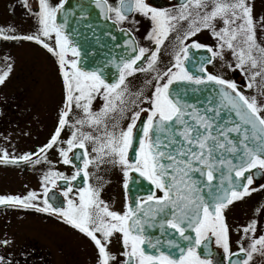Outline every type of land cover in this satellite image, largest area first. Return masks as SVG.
Segmentation results:
<instances>
[{
	"label": "snow or ice",
	"instance_id": "1",
	"mask_svg": "<svg viewBox=\"0 0 264 264\" xmlns=\"http://www.w3.org/2000/svg\"><path fill=\"white\" fill-rule=\"evenodd\" d=\"M24 3L27 7V0H24ZM97 3L102 4L106 15L114 13L117 22L125 21L128 18L127 13L136 12L154 23L148 39L154 40L157 48L151 55L147 69L137 67L138 62L142 61L148 52V49L141 47L134 58L125 61L122 66L117 65L120 69L117 83L106 82L99 71L82 70L78 67V60L66 59L69 52L76 57L80 52L77 48L70 47L71 41L64 33L63 25L57 23V14L63 8V4L56 7L52 6L49 0H38L39 11L36 15L41 25L40 33L43 37L49 38L54 33L59 50L44 43L41 35L23 37L3 35V39L34 40L59 60L66 88L67 110L62 113L59 127L50 143L45 148H41L40 152L44 153L46 149H51L57 144L61 131L68 125V117L73 106L82 109L87 117L77 120L76 125L81 127L89 125L97 129L102 127V135L94 136L76 128L71 139L66 142L67 150L61 149L60 155L64 164L74 166V160L81 159V156L74 155L70 159L69 152L74 148L81 149L84 157L83 167L78 168L71 177L59 172H49L45 176L44 207L32 203L37 198L35 192L23 199L0 197V205L33 208L38 212L60 216L65 223L91 238L98 249L99 264H112L116 260L107 247L116 233L121 234L122 237V245L125 249L122 256L127 258L124 264H212L210 259L202 258L198 252L201 245L209 241V234L215 238V243L229 254L228 258L231 262V257L239 256L240 253L230 252L228 227L223 210L234 201L241 200L251 195V191L257 190L250 191L254 181L251 175L246 176L245 173L253 169L264 170V116H261L264 112V104L258 103L255 96H245L237 90L235 83L218 76L209 74L205 79L190 75L184 66V60L188 59L189 47L200 49L204 46L197 42L189 46L184 45L186 40L196 36L200 31L212 29L216 38L222 41L220 48L227 46L235 53L238 68L243 69L245 65L253 69L259 68V71L254 72L251 77L255 82L257 76L264 77V47L256 42L252 8L247 0H185L180 10L176 14H171L150 6L146 0H119V7L115 8L108 5L107 0H97ZM209 5L211 11H201L208 9ZM217 19L222 20L225 25L220 31H216L214 27V21ZM182 21H188L189 26L180 39L181 47L175 54L173 67L176 71L170 68L155 77L158 81L165 80V77L167 79L163 84L158 83L151 100L145 101L150 103L151 109L142 108L134 112L126 128H120L116 117L112 116V131H109V124L106 121L110 118V114L118 113L119 117L123 118L128 110L124 107L127 104L125 95L128 91L125 84L126 77L137 71L154 70L160 46ZM0 33H3V29H0ZM129 43L131 45L132 42ZM132 51L136 52L137 49L133 47ZM207 51L212 53V57L220 55L212 48H207ZM200 71L204 72L206 69L201 67ZM6 75V73L0 75V84L4 82ZM178 81H188L197 85L213 82L220 85L223 101L220 108H209L201 113L195 105L181 103L180 98L174 97L170 92V86ZM253 86L254 83L248 84L249 88ZM97 95H101L106 103L102 111L93 113L91 105ZM136 95L139 98L141 94ZM223 108L233 111L240 123L228 127L225 122L219 121ZM141 112H149V115L145 118L143 139L138 143L137 158L135 162H130L129 151L133 149L134 129L137 128ZM208 112L212 115H208ZM70 126L75 127V125ZM233 133L242 138L235 141L231 135ZM249 141L253 142L252 146L249 145ZM88 143L94 145L92 151L96 156L93 159L88 158ZM225 153L232 158L225 156ZM237 157L238 162H234L237 161ZM106 158H109V163L120 165L124 169L125 177L129 176L128 170L134 171L148 180L163 195L157 197L153 193L143 202L136 203L135 207L129 204L127 210L120 214L110 211L100 199L99 190L89 184L80 189L78 203L69 199L67 209L52 207L47 198L51 191L47 187L48 184L55 188L57 179L63 180L66 184L81 176L87 179L89 166L93 163L99 166ZM2 159L7 163L17 162L9 160L7 153ZM21 160L28 162L31 157L25 155ZM34 163H40V160ZM224 168L228 171L229 187L223 189L224 180L221 179L223 194L218 195L213 192V181L216 180V173ZM233 173L235 177L245 181L243 186L233 183ZM124 187L128 188L127 182ZM72 190L69 186L62 193L63 196L67 197ZM206 192L210 199H206ZM157 227L162 230V234L164 230L172 229V235L178 234L187 244L182 245L172 238L168 239L165 245L164 241L146 235V228ZM255 230L256 224L252 223L243 231L247 236L248 233H255ZM189 231L195 233V238L188 234ZM97 233L101 234L100 238ZM165 246L169 250H177L179 254L173 256L171 251L161 250ZM148 249L157 250V254L150 253ZM241 253L245 258L237 260L236 264H250L255 253L264 255V236L253 239L248 249L241 247Z\"/></svg>",
	"mask_w": 264,
	"mask_h": 264
},
{
	"label": "rangeland",
	"instance_id": "2",
	"mask_svg": "<svg viewBox=\"0 0 264 264\" xmlns=\"http://www.w3.org/2000/svg\"><path fill=\"white\" fill-rule=\"evenodd\" d=\"M247 3L252 8L256 42L264 47V0H247ZM203 11H211V5ZM188 26V21H182L170 33L164 41L165 46L159 51L158 61L160 64H158L157 69L159 72L152 70L150 71L151 75L157 76L160 72L161 75L166 67H173L175 54L181 47L180 39L188 30ZM7 27L12 30L10 34H16L17 30L20 29L16 23ZM214 27L216 31H220L225 25L222 20L217 19L214 21ZM196 36H198L199 42H207L213 51L220 53L214 57L212 64L208 67L209 74L220 78L227 77L228 80H231V73L236 71L238 73L236 78L244 80L243 84L238 85L240 92L247 97L255 96L258 103L264 104V95H261L264 93V77L257 76L255 82L251 80L252 75L259 71V68L253 69L249 65H245L243 69L238 68L235 53L227 46L223 49L220 48L222 41L216 38L212 29H204ZM26 48L27 46H23L21 59L15 60L11 64L10 72H7V78L10 77L6 82L7 85L1 87L0 84V158H3L5 153L8 154V158H21L25 155H31L43 143L42 140L46 133L40 135V131H43V127L49 123L46 109L49 107L48 99L50 101L54 99L56 113L63 112V89L60 87L61 84L57 78V68H54L53 87L49 90L46 85L40 84L47 67L41 64L31 65L34 57L32 52L25 50ZM14 52L16 51L11 53ZM165 80L161 81L160 84L164 83ZM154 83L156 82H152L150 78L141 73L125 80L128 91L125 95L127 104L124 107L128 110L124 113L123 118L119 117L118 113L110 114V118L106 121L109 124V131H112V116L116 117L120 128H126L133 113L143 108L145 101L153 94ZM249 83H254V86L249 88ZM38 84L40 89H37ZM137 93L141 94L139 98ZM36 97H39L40 104L38 108L34 106L35 110L33 99ZM98 98H93L91 105L93 113L102 111L106 103L103 97ZM71 112L68 117L67 129L63 130L61 139L48 153L54 160L59 161L63 168L49 170V172H59L65 175L66 172L70 171L69 166L63 165L64 163L61 161L63 157L60 155V151L61 149L67 150L66 142L71 139L76 128L94 136L102 135V127L97 129L89 125L83 127L76 125L77 120L87 119L82 109L75 108ZM261 116H264V112L261 113ZM70 125H75V127ZM93 147L92 143L87 144L89 159L96 156V153L92 151ZM108 159L106 158L105 162L99 166L95 163L89 166L88 184L99 190L100 199L110 211L123 214L122 181L124 169L118 164L109 163ZM39 177L40 173L38 171L34 173L30 162L18 165L0 164V197H20L23 199L33 192L38 197L43 185ZM35 202L36 200L32 201V203ZM97 236L100 238L101 234L97 233ZM120 241L121 234L116 233L111 238V243L107 245L113 256L121 251ZM94 251V246L88 242L85 236L76 234L75 231L66 228L56 220L51 221L45 217L37 216L29 209L21 206H8L0 210V264H47L48 262L49 264H65L67 256H74L75 260L71 257L66 264H92ZM66 253L70 254L67 255Z\"/></svg>",
	"mask_w": 264,
	"mask_h": 264
},
{
	"label": "flooded vegetation",
	"instance_id": "3",
	"mask_svg": "<svg viewBox=\"0 0 264 264\" xmlns=\"http://www.w3.org/2000/svg\"><path fill=\"white\" fill-rule=\"evenodd\" d=\"M63 1L64 0H49V3L52 6L58 7ZM163 1L165 2V4L162 7H159V6H155V5L150 4V0H146V2L150 6L156 7L158 10H161V11H168L171 14H176L180 10L181 5H182V4H174L173 3L174 0H163ZM107 4L114 7V8L119 7V0H107ZM38 11H39L38 0H27V7L25 6L24 0H0V29H3V33H0V75H4L5 73L7 74V72H10L11 64L15 60L19 61L21 59L23 46H27V48L25 50H27L28 52H32V55L34 57L33 63L31 65L34 66V65H40L41 64L42 66L47 67L45 75L42 78V81L40 82V84H42V86L46 85L49 88V90L53 87L54 76H55L54 75V73H55L54 68L55 67L57 68V78L59 79V82L61 84L60 87L63 89V103L62 104H63V112H64L67 110L66 109V88H65V84H64V80H63L62 70H61L60 65H59L58 57L55 56L53 53H50L46 48L43 47L42 44H38L34 40L3 39V35L15 36V37H23V36H30V35L31 36L41 35V38L44 41V43L49 44L50 47H53L54 49H56L58 51L59 49H58V46L56 45V42H55L56 41L55 34L53 33L52 36L49 38V37H43L42 34L40 33L41 25L39 24L38 19H37V15H36L38 13ZM201 11H203V10H201ZM109 16L111 18H108V19L110 21H112L113 23H115L117 25L118 29L126 30L128 33H130L133 40L135 41L136 48H137V54H138V49L141 47L148 49V52L146 53V54H148L147 58L144 60L143 63H141L138 66V67H144L145 69H147V65H148V62L151 58V55L157 48L155 41L152 39H148V36L152 33L154 23L149 18H147V17H145L139 13H136V12L128 13L127 14L128 18L122 22L116 21V17H115L114 13H109L108 17ZM13 23H16V26H19V28H20L19 31L17 30L16 34H10L12 32V30L7 27ZM193 42H197L204 47L211 48L207 42H199L198 36H195L192 40H187L185 42L184 46H187L188 44H192ZM165 44L160 46V50H161V48H163V46H165ZM15 48H17V49H15ZM13 51H16V52H14L12 54L11 52H13ZM17 51H18V54H17ZM136 55L131 57V59L134 58ZM66 59L69 61L76 60V56H73L71 54V52H69L66 56ZM213 60H214V57H213ZM24 62L27 63L25 60H24ZM212 62L210 64L205 65V67H204L206 69L207 75H209L208 67L212 64ZM158 64H160V61H157L156 65L154 66L153 72H159V71H157V69L159 67ZM161 68L163 69L164 67H161ZM170 68L173 71H176V69L174 67L168 66V67H166L164 72H166ZM70 70L71 69L69 68V71ZM150 71H152V70L137 71L133 75L127 76L126 79L130 78L131 76H134L136 74L141 73L145 77L147 76L148 78H150L152 82L155 81L156 83L157 82L160 83L161 81H158L157 79H155L156 76L151 75ZM164 72H162V74ZM119 75H120V73H119ZM230 76H231L232 81L228 80L227 77L222 78V79L235 83L237 85V90L239 91L238 79L236 77H233L232 73ZM9 78H7V75H6V78L4 79V82L1 84V87H3L6 84V82H8ZM118 80H119V78H118ZM118 80L116 81V83L118 82ZM156 83H154V88L158 84V83L157 84ZM37 89H40L39 84L37 85ZM153 92H154V89H153ZM18 93H20V92L18 91ZM152 96H153V94L148 98V100H151ZM98 97H102V96L101 95L95 96L96 99ZM39 104H40L39 97H36L35 99H33V108L35 110H36V108H38ZM48 104H49V107H46V109L48 112L47 117L49 119V123L45 127H43V129H42L43 131H40V135H42L41 133H46V136L42 140L43 143L38 147V149H36L34 152H32L31 155L39 152L41 148H45V146L48 143H50L52 137L54 136L55 132L57 131V129L59 127V120H60L63 112L60 111V112L56 113L57 111L55 110L54 99H52V101H50L48 99ZM34 106H36V108ZM75 108L76 107L72 108L71 111H73ZM143 108L150 110L151 109L150 103L145 102V105ZM70 113H72V112H70ZM148 115H149V112H141V116H143V119H144V124L146 123L145 118ZM68 124H69V121H68ZM67 126L68 125H66L63 130L67 129ZM63 130L60 133L59 139H61V136L63 134ZM59 139H58V141H59ZM51 149H46V151L44 153H39L37 155L32 156L31 160L28 161L32 164V168H33L34 173H36L37 171H38V173H40L39 180H40V182L43 183V185H42L41 183L38 182L39 184L42 185V188L38 194V197L36 198V202L34 203L39 207L45 206L43 204V200L45 199V196H44V188H45L44 178H45V176L48 174L49 170H60L61 168H63V166H61L59 161L54 160L53 157L48 154L49 150H51ZM137 150H138V148H137ZM31 155H29V156H31ZM70 155H71V152H69V156ZM36 160H40V163H34V161H36ZM81 160H83V159H81ZM61 161L63 163V158L61 159ZM24 163H26V162H24ZM63 165L70 167V171L66 172L65 176L71 177L72 175L75 174V171L77 170L75 165L74 166L73 165H67V164H63ZM80 165L82 168L83 167V161H80ZM128 171H130V170H128ZM245 175L246 176L251 175L253 178V181H254L253 184L250 186V191H251V189H257V190L251 191V195L245 196L241 200L234 201L232 204H230L227 208H225L223 210L224 220H225V223L228 227L230 252L231 253H240V255L239 256H235V255L232 256L231 262H230V260L228 258L229 254L225 253L223 248L218 246L215 243V238L212 237L211 234H209V238H210L209 241H206L204 244H202L201 247L198 249V252L201 254L202 258L210 259L212 261V264H236L237 260H243L245 258L243 253H241V247H243L244 249H248L253 239L259 238L260 236H264V170L253 169L251 172L245 173ZM127 179H128V177H125V175H124V178L122 181V193H123V198H124V210H123V212H125L127 210V206L129 204V195L124 190L125 189L124 184L127 182ZM139 179L141 180L140 183H139V180H137V179L135 180V184H134L135 186L133 188L135 194H137V195H143L146 193L147 194L145 196H138V202H143V200H145L149 195H151L153 193L157 197H161L163 195V193L160 190L156 189L155 186H154V188L152 187V189H151L150 184L142 182V181H144V178H142L140 175H139ZM58 181H59V179L56 180V187L55 188H52L51 184L47 185V187H49L51 190L53 189L55 191V193L60 196V199L63 202V205L61 207H59V208L57 207L58 209H67V207H68L67 201L69 199H72L73 201L78 203L79 202V191H80V189L85 188L89 185L88 184V178L85 179V185H82L83 183H82L81 178L78 179L77 181H71L70 184H66L65 182L59 183ZM232 181L234 184H239L241 186H243L245 184V181L243 179L237 178V177H234L232 179ZM76 185H82V186L81 187H75ZM69 186H71L73 190L71 193H69V195L67 197H65V196H63L62 193ZM136 186L138 187L137 189L135 188ZM228 186H229V184H228ZM238 190H242V189H238ZM217 192L220 193L218 195H222V193L220 191H217ZM210 198L211 197H206V199H210ZM52 200H53V203H50V202L49 203L54 208V205L56 204L57 201L55 200L54 197ZM5 208H3V209H5ZM0 210H2V209H0ZM29 210L32 211L37 216L45 217L51 221L56 220L57 222L62 223V225L65 226L66 228H69V229L75 231L76 234H81V235L85 236L88 239V242L92 246H94V249H95V251H94L95 255L92 258V264H99L98 249H97L95 243L91 240V238H89L85 234L81 233L78 229H75L71 225L65 223L64 220L56 214L38 212V211L34 210L33 208H30ZM252 223L256 224L255 233H248L246 236V234L244 233L243 230H244V228L250 226ZM172 233H173L172 229H166L163 231V234H162V230L159 229L158 227L157 228H146V235L150 236L153 239L158 238V239L164 241L165 245H166V241L168 239H172V238H175L182 245L187 244V242H185L179 238L178 234L172 235ZM188 234L193 236V238H195V233H192L191 231H189ZM120 246H121V251H119L117 253V255H115L116 260L113 261L112 264H124V261L127 259L126 257L122 256V253L125 251V249L122 245V237H121V241H120ZM161 250H164L166 252L171 251V254L173 256H177L179 254L177 252V250H175V249L169 250L166 246L163 247ZM148 251L152 254H157V250L148 249ZM66 254L68 255L70 253H66ZM66 256H64V257H66ZM71 257L74 258V256H67L66 262H68V260L71 259ZM73 260H75V258ZM66 262H65V264H66ZM47 264H49V262ZM250 264H264V255H260L259 253L253 254V259L250 261Z\"/></svg>",
	"mask_w": 264,
	"mask_h": 264
},
{
	"label": "water",
	"instance_id": "4",
	"mask_svg": "<svg viewBox=\"0 0 264 264\" xmlns=\"http://www.w3.org/2000/svg\"><path fill=\"white\" fill-rule=\"evenodd\" d=\"M173 3L183 4L185 0H174ZM61 4H63V8H61L57 14V23L63 25V31L71 41L70 47H75L80 52V55L76 57V60L79 61L78 67L85 71H99L106 82L116 83L120 73V69L117 65L122 66L125 61L130 60L131 57L137 54V51H132L133 47L136 48V44L130 33L126 30L118 29L117 25L108 19V14L106 15L102 4H98L97 0H64ZM150 4L162 7L165 2L163 0H150ZM130 41L132 42L131 45L129 43ZM189 45L191 44L187 46ZM147 56L148 54H146L142 61L138 62L137 67L144 62ZM212 59V53L207 51V47H202L200 49L189 47L188 59L184 60V66L193 77L205 78L207 76L206 71L202 72L200 69L211 63ZM232 75L233 77H237L238 73L235 71ZM239 83L242 84L243 80L240 79ZM220 88V85H216L213 82L197 85L188 81H178L170 86V92L174 97H179L181 103L195 105L196 109L204 113L209 108H220L223 102ZM226 90L231 91L228 89ZM207 114L212 115L211 112ZM219 121L225 122L228 127L240 123L239 118L229 108L221 109ZM143 127L144 119L143 116H141L140 120L137 121V128L134 129L135 141L133 149L129 151L130 162H135L137 158L138 143L139 140L143 138ZM231 135L235 141H239L242 138L235 133ZM252 144L253 142L249 141V145L252 146ZM39 153L41 152L39 151L30 157ZM74 155H80L81 159H84L81 149L74 148L69 158L72 159ZM225 156L232 158L228 153H225ZM81 159L74 160V165L77 169L81 168L80 161H83ZM9 160H15L17 162L7 163L3 162V159L0 158V164L18 165L25 162L21 160V158H9ZM234 162H238V157L237 161ZM128 172V188L124 190L129 195V204L135 207L136 203H138V196H145L147 193L143 195L135 194L133 189L135 180H139V183L141 180L139 179L138 173L131 170ZM227 176V168L221 169L220 172L216 173V180L213 181L214 193L220 194L217 192L220 191L223 194V189L229 187ZM234 177L235 175L233 173L232 179ZM80 178L82 179V185H85V178L83 176ZM221 179L224 180L223 189L220 186ZM58 182L64 181L59 180ZM142 182L150 184L151 189L152 187L154 188V185L148 180H145V178ZM82 185H76L75 187H81ZM135 188L137 189L138 187L136 186ZM53 197L57 201L54 208L61 207L63 202L60 196L52 189L49 191L47 197L50 203H53ZM206 197H210L207 195V192ZM8 206L12 205H0V209Z\"/></svg>",
	"mask_w": 264,
	"mask_h": 264
},
{
	"label": "trees",
	"instance_id": "5",
	"mask_svg": "<svg viewBox=\"0 0 264 264\" xmlns=\"http://www.w3.org/2000/svg\"><path fill=\"white\" fill-rule=\"evenodd\" d=\"M31 164V163H30Z\"/></svg>",
	"mask_w": 264,
	"mask_h": 264
}]
</instances>
